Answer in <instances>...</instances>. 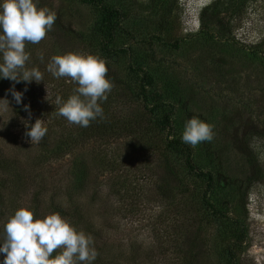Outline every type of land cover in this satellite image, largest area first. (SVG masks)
<instances>
[{
    "label": "rangeland",
    "instance_id": "374dc122",
    "mask_svg": "<svg viewBox=\"0 0 264 264\" xmlns=\"http://www.w3.org/2000/svg\"><path fill=\"white\" fill-rule=\"evenodd\" d=\"M104 5L112 16L82 0H38L56 21L38 44L26 42L25 67H36L43 80L0 79V99L8 101H0V152L28 187L6 192L1 235L20 206L37 205L43 215L52 205L79 206L77 230L94 238V264H264V0ZM108 34L112 40L106 44ZM102 44L108 56L99 51ZM69 52L105 58L108 74L135 89L141 77L132 69L146 72L147 104L159 107L157 118L170 113L174 139L182 141L190 116L211 125L210 142L186 144L196 171L186 170L179 149L167 150L160 133L146 151L123 136H91L72 152L40 159L48 139L65 147L69 133L80 127L58 116L53 102L57 95L67 99L77 85L46 71L50 57ZM10 90L23 93L20 104ZM135 99L120 102L107 93L102 104L119 117L121 103L127 112H142ZM36 119L45 121L47 133L31 144L25 122ZM165 152L178 177L175 188L166 184L155 156ZM77 166L89 174L80 192L72 183ZM198 172L213 178L207 198L216 214L204 208L207 182Z\"/></svg>",
    "mask_w": 264,
    "mask_h": 264
},
{
    "label": "clouds",
    "instance_id": "9594fccd",
    "mask_svg": "<svg viewBox=\"0 0 264 264\" xmlns=\"http://www.w3.org/2000/svg\"><path fill=\"white\" fill-rule=\"evenodd\" d=\"M37 5L38 0H0V79L16 83L43 80V74L36 67H25L29 61L25 44H38L44 39L56 21V14ZM46 71L54 78H68L77 85L67 99L55 97L58 116L80 127H88L97 118L104 119L101 103L113 87L107 78L104 59L74 52L53 55ZM10 91L20 104L23 93ZM28 107L24 105V110L28 111ZM25 129L24 135L31 144H39L47 133L45 121L41 119L30 125L25 122ZM213 135L211 125L198 116H190L185 120L181 140L195 147L201 142H210ZM57 249L61 251L53 256ZM98 254L91 234L77 230L58 212L34 218L29 207L20 206L3 224L0 264H94Z\"/></svg>",
    "mask_w": 264,
    "mask_h": 264
},
{
    "label": "trees",
    "instance_id": "16d2710c",
    "mask_svg": "<svg viewBox=\"0 0 264 264\" xmlns=\"http://www.w3.org/2000/svg\"><path fill=\"white\" fill-rule=\"evenodd\" d=\"M82 1L87 4L98 6L102 9L107 17H110L114 14L113 10L107 8L104 5V0ZM108 36L109 38L106 39V44L111 43L112 40L111 34H108ZM99 51L102 52L104 56H108L110 52L108 47H103V44L101 45ZM132 72L139 73L141 77L137 89L133 88L128 82L121 81L120 79H115V77H112V75L107 73V78L110 79L113 83V87L109 93L116 97L117 100H120V102H122L124 99L127 100L130 97L136 96L133 104L138 102V108L141 107L142 112H138V110L133 113L127 112L124 110V107L126 108V105L121 103V105L119 104L117 107L119 108L118 110L120 112H115L118 113L119 117H116L114 116L115 114L109 113L106 109L104 110L103 104L101 103V107L104 111V119L97 118L96 120L91 121L88 127H79L76 133L73 131L69 133L68 136L70 141L68 142V144H65V147H62V145L59 144L51 145L53 141L51 142L50 139H48V143H45V146L42 149V155L39 158H42V160L45 161L50 157L57 158L61 155H64L65 153L72 152L73 150L77 149L78 145L83 143L86 138H89L91 136L95 138L106 137L105 139L120 138L123 136L128 138L130 143L139 148H142L143 151H146L148 150V147L150 148V146L154 144V137L158 133H160L164 136L165 147L167 148V150L169 151L170 149L174 148L179 149L183 155V163L186 170L191 173L195 172L196 168L193 163L191 149L182 141L174 139L172 137L170 113H163V115L157 118L154 113L156 112L158 106H149L147 104V90L145 86V83L148 80L147 73L142 69H132ZM72 92L73 89L71 91V94ZM161 106L164 107V105ZM121 112H123V114ZM156 154V159H158L157 162L161 166L160 170L162 171V174L165 175V177L164 175L163 177L166 184L172 185L173 187L176 186L178 177L175 170L170 164L167 153L165 152V154L163 153L161 155L159 153ZM72 172V183L74 185V188L78 190L77 192H80L81 190L83 191L85 185L88 184V171L82 170V168H79L77 166L72 169ZM197 174L203 179L205 178L207 182V188L203 192V195L201 197L204 208L205 210L211 212V214H216V209L207 198L208 193L212 191L211 188L213 178L208 173L198 172ZM16 175L17 174L14 172L12 162H10V160H4L3 152H0V216H3L6 212V192H12L10 189L26 191L28 188L22 186V184H25V182L23 180L21 181L18 177H16ZM14 208L16 209V207ZM37 208L39 209L37 205H34V207L31 209L34 213V218L36 216L43 217L44 215L39 213L37 211ZM79 208L81 207L76 206L71 210H65L59 209L57 205H52L51 212H58L63 218H67L70 221V224L77 229L83 218V214L81 212V209ZM1 232L2 231H0V239L3 238ZM60 251L55 250L53 256H55ZM2 258L3 257L0 256V259Z\"/></svg>",
    "mask_w": 264,
    "mask_h": 264
}]
</instances>
